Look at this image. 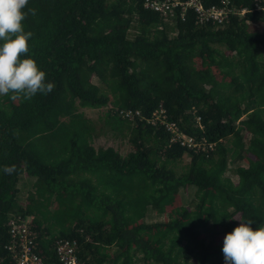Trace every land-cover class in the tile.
Wrapping results in <instances>:
<instances>
[{"label": "trees", "instance_id": "16d2710c", "mask_svg": "<svg viewBox=\"0 0 264 264\" xmlns=\"http://www.w3.org/2000/svg\"><path fill=\"white\" fill-rule=\"evenodd\" d=\"M230 1L246 12L199 23L144 0H29L25 58L55 88L0 97V264H17L16 216L32 217L33 253L55 260L70 239L82 264H225L234 218L264 225V0ZM169 123L205 149L173 140Z\"/></svg>", "mask_w": 264, "mask_h": 264}, {"label": "clouds", "instance_id": "9594fccd", "mask_svg": "<svg viewBox=\"0 0 264 264\" xmlns=\"http://www.w3.org/2000/svg\"><path fill=\"white\" fill-rule=\"evenodd\" d=\"M28 3L0 0V97L10 96L13 101L31 100L37 93L47 95L55 88L54 83L46 82V73L36 61L25 58L33 33L25 31L23 21L29 14H36ZM3 171L11 175L15 166H5ZM234 219L240 221L239 226L223 238L225 264H264V225L253 230L251 219Z\"/></svg>", "mask_w": 264, "mask_h": 264}, {"label": "built area", "instance_id": "2783aa9c", "mask_svg": "<svg viewBox=\"0 0 264 264\" xmlns=\"http://www.w3.org/2000/svg\"><path fill=\"white\" fill-rule=\"evenodd\" d=\"M144 6L154 11L166 14H172L174 9L180 7L181 16L184 15L186 8H192L196 13L197 21L199 23L213 22L222 23L229 15H243L246 12L245 8L238 9L232 5L230 0H221L220 5L204 6L199 0H188L186 2L180 0H144ZM256 9H264V7H256ZM130 120L133 118L129 111L124 113ZM161 115V116H160ZM153 116L159 119L161 123H165L161 117H164L161 110L155 111ZM168 130L172 132V139L178 140L181 145L195 150H204L205 145L196 143L190 136L182 134L174 124H166ZM32 217H19L12 218L9 222V233L11 237V244L8 249L16 259L17 264H82L77 257V243L70 239H59L55 243L54 253L55 260H46L41 256L32 252L30 247V231L29 224Z\"/></svg>", "mask_w": 264, "mask_h": 264}, {"label": "rangeland", "instance_id": "374dc122", "mask_svg": "<svg viewBox=\"0 0 264 264\" xmlns=\"http://www.w3.org/2000/svg\"><path fill=\"white\" fill-rule=\"evenodd\" d=\"M88 114L92 115V114H95L96 112L94 110H88L87 111ZM113 137H110V136H105V135H101L98 139H97V143H105L106 145H114V147H118L120 148V142L118 139H114ZM118 141V142H117ZM126 148H128V143L124 141L121 142V148L122 150H125ZM186 158V157H184ZM186 161V160H185ZM230 175V173H228ZM232 181H236L237 180V177H235L233 175V173L231 174V177ZM27 183V181L25 180V184ZM20 185H22L23 183L20 181L19 182ZM18 185V183H17ZM20 189V192L17 193V198H18V201L20 203L23 202L24 200V196H25V193H26V190H24L23 188H19ZM192 194L190 192V190L188 189H184V190H181L180 191V201H181V204L182 205H188L189 202L191 201L192 199ZM167 218V215H166V211H164L163 213H156L154 211L152 212H148L146 218H145V221H148V222H154V221H162L164 219Z\"/></svg>", "mask_w": 264, "mask_h": 264}]
</instances>
